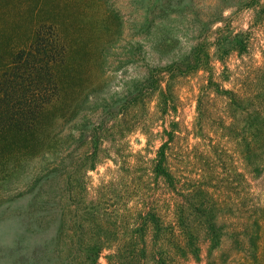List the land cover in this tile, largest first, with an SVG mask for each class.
I'll use <instances>...</instances> for the list:
<instances>
[{
    "label": "trees",
    "instance_id": "trees-1",
    "mask_svg": "<svg viewBox=\"0 0 264 264\" xmlns=\"http://www.w3.org/2000/svg\"><path fill=\"white\" fill-rule=\"evenodd\" d=\"M251 3L246 29L231 30L221 10L195 40L166 37L164 48L153 50L143 86L123 105L125 117L135 112L145 149L129 159L124 150L104 147L101 131V146L99 139L90 147L85 141L64 168L60 179L67 184L55 214L57 264H100L106 251L108 264H262L264 209L252 190L264 174V5ZM54 37L39 33L31 49L17 54L7 68L0 65L3 168L18 157L20 141L41 135L57 103L52 67L66 48L60 39L49 42ZM188 85L196 102L191 122L183 116L188 97L181 95ZM147 99L154 108L143 120ZM157 138L160 146L150 157ZM224 141L233 144L248 174L236 172L246 182L243 193L237 189L241 180L219 179ZM73 153L59 152L55 165L63 166ZM107 160L114 167L107 166L106 178L91 190L88 173ZM199 162L200 168L191 170Z\"/></svg>",
    "mask_w": 264,
    "mask_h": 264
},
{
    "label": "rangeland",
    "instance_id": "rangeland-1",
    "mask_svg": "<svg viewBox=\"0 0 264 264\" xmlns=\"http://www.w3.org/2000/svg\"><path fill=\"white\" fill-rule=\"evenodd\" d=\"M252 1L0 0L3 69L21 51L31 49L39 33L54 35L49 42L60 39L66 48L64 57L52 67L58 87L54 94L57 103L47 114L41 135L28 142L20 141L15 151L19 150L18 157H12L5 168L0 166V264H57L54 251L59 221L55 214L67 184L60 179L64 168L72 165L85 141L90 147L92 140L99 139L101 146V131L106 136L103 146L124 150L127 158L145 149L146 135L137 127L135 112L129 110L125 117L123 105L135 99L143 86L153 50L156 46L162 50L166 37L195 40L202 25L221 10H225L231 30L246 29L253 16L248 7ZM260 1L264 5V0ZM221 25L224 24H217ZM260 57L255 55L257 60ZM190 92V85L181 88V95L185 100L188 97L183 115L187 122L196 115V102ZM146 101L141 113L143 120L154 108L150 100ZM160 143L157 138L150 148V157ZM68 150H73L74 156L67 158L63 166H56L59 152ZM219 151V179L229 183L239 179L243 184L237 189L245 192L246 182L236 172L248 174L236 157L233 144L224 141ZM200 165L201 162L196 163L191 170ZM107 166L114 164L107 160V164L88 173L91 190L106 178ZM254 183L255 202L264 209V174ZM260 235L264 264V223ZM108 254L103 253L100 264H108Z\"/></svg>",
    "mask_w": 264,
    "mask_h": 264
}]
</instances>
